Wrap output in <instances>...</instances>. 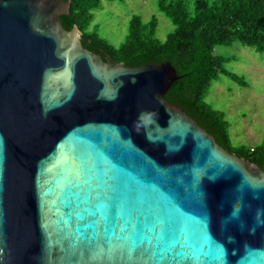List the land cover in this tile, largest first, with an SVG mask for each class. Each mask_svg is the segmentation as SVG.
I'll use <instances>...</instances> for the list:
<instances>
[{"label":"water","instance_id":"1","mask_svg":"<svg viewBox=\"0 0 264 264\" xmlns=\"http://www.w3.org/2000/svg\"><path fill=\"white\" fill-rule=\"evenodd\" d=\"M65 0H0V264H264V171L65 30Z\"/></svg>","mask_w":264,"mask_h":264},{"label":"trees","instance_id":"2","mask_svg":"<svg viewBox=\"0 0 264 264\" xmlns=\"http://www.w3.org/2000/svg\"><path fill=\"white\" fill-rule=\"evenodd\" d=\"M65 1L70 2L69 14L59 21L67 31L78 27L83 48L104 61L126 67L169 62L179 78L171 84L164 99L180 107L224 150L264 171V142L258 147H234L224 114L205 100L211 84L220 75L248 87L243 77L224 68L214 49L239 42L264 55V0H159L157 9L173 26L166 40L162 42L156 37L155 15L147 22L133 15L126 38L118 47L88 31L100 0Z\"/></svg>","mask_w":264,"mask_h":264},{"label":"rangeland","instance_id":"3","mask_svg":"<svg viewBox=\"0 0 264 264\" xmlns=\"http://www.w3.org/2000/svg\"><path fill=\"white\" fill-rule=\"evenodd\" d=\"M159 0H100L88 27L107 44L118 47L124 42L129 20L133 15L147 22L152 15L158 20L156 37L166 40L173 26L157 9ZM214 55L221 58L227 70L244 78L248 87H241L220 75L205 95L206 102L224 114L228 134L234 147H258L264 142V55L235 42L217 46Z\"/></svg>","mask_w":264,"mask_h":264},{"label":"flooded vegetation","instance_id":"4","mask_svg":"<svg viewBox=\"0 0 264 264\" xmlns=\"http://www.w3.org/2000/svg\"><path fill=\"white\" fill-rule=\"evenodd\" d=\"M226 151V150H225ZM228 152V151H227ZM229 153V152H228Z\"/></svg>","mask_w":264,"mask_h":264}]
</instances>
